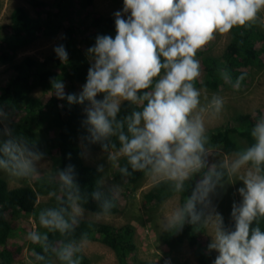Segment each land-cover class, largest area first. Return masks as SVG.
<instances>
[{"label": "trees", "instance_id": "1", "mask_svg": "<svg viewBox=\"0 0 264 264\" xmlns=\"http://www.w3.org/2000/svg\"><path fill=\"white\" fill-rule=\"evenodd\" d=\"M30 2L37 9V17L30 16L23 7H16L10 14L9 27H0V61L11 62L18 50L39 37L55 36L60 32L62 37L43 60L26 56L9 66L11 74L0 84V148L11 141L25 155L53 157L60 179L57 181L53 176H38L32 186L9 189L6 181L0 178V264H14V254L8 246L14 228L7 218V212L31 215L36 222V234L42 239L33 245L31 264H70L69 260L60 258L64 247L69 245L74 252L70 258L71 264H90L75 246L86 238L95 239L110 248L118 264H148L131 257L135 248V230L130 225L114 227L90 220H75L71 215L73 203L94 214H116L120 211L117 198L102 185V173L84 163L81 146L91 152L118 151L122 149L119 140L121 129L114 123V134L94 139L89 131L91 126L87 123V112L84 111L87 101L82 104L70 103L67 99L70 94L80 95L75 92L74 83L86 84L88 69L92 65L89 60L92 55L88 49L95 45L96 38L102 35L115 37V17L94 15L91 12L93 0H54L50 10L45 9L43 2ZM76 10L84 12L85 18H76ZM261 40H264V35L257 29L255 20L234 26L231 40L220 57L201 56L200 76L192 82L193 86L210 90L233 88L240 77L243 78L239 84H243L245 70L261 64L260 55L264 53V46L259 49L255 45L256 41ZM61 45L67 52V59L63 61L55 52V48ZM163 74L162 69L161 76ZM159 78H154L153 85L142 91H153ZM54 81L63 84V96L57 95ZM65 86L69 88L65 90ZM36 90L41 91V97L33 95ZM134 111H142V105L123 101L116 116V121L123 123L122 131L129 138L131 133L128 132L125 118ZM3 118L8 119L7 129L2 126ZM258 119L260 116L239 114L222 130L206 134L201 158L211 149H220L225 155H230L237 148L235 136L242 138L248 148L252 147L256 143L252 131L258 125ZM0 159L7 161L9 157L0 151ZM8 167H12L11 163ZM257 167L264 176V164ZM151 169V165L134 169L124 155L118 161L114 177L126 180L128 184H137ZM204 171H193L182 182L161 180L145 194L144 201L149 205L160 204L173 195H179L184 219L165 232L163 242L172 248L185 241L194 250L198 264H214V257L207 253L203 242H200L205 234V225L199 196L205 193L208 186L198 183L197 179L203 176ZM62 173L72 177L71 184L65 183ZM208 174L216 184L229 178L223 166L216 167ZM177 183L180 184L179 188ZM39 196H49V199L40 204ZM193 197L194 210L199 217L195 221L186 209ZM49 209L62 210L64 219L71 227L62 233L42 226L40 214ZM256 227L264 232V216L256 217L250 225V234L251 229ZM234 230L233 219L229 231Z\"/></svg>", "mask_w": 264, "mask_h": 264}, {"label": "clouds", "instance_id": "2", "mask_svg": "<svg viewBox=\"0 0 264 264\" xmlns=\"http://www.w3.org/2000/svg\"><path fill=\"white\" fill-rule=\"evenodd\" d=\"M261 7L264 0H123L122 11L114 13L115 37L96 38L95 45L88 49L94 63L88 69L86 84L79 96L70 94L67 99L70 103L89 102L87 123L94 139L114 134V123L121 129V151L134 169L151 165L154 172L182 182L203 164L205 129L201 117L193 115L200 103L192 83L200 76L197 52L215 32L228 33L234 26L254 20ZM55 52L62 61L67 59L63 45ZM156 77L160 78L154 90L142 91L149 89ZM53 87L63 96L60 81H54ZM98 94H104L103 98L97 99ZM122 101L142 105V111L125 118L131 138L122 131L123 123L116 121ZM213 104L219 111L223 101L214 98ZM252 136L256 143L239 155L233 171L249 161L257 166L264 164V121L253 129ZM0 151L9 157L7 161L0 159V166L11 163L18 175L33 170L31 160L15 143L6 142ZM61 175L65 183H72L69 174ZM208 190L206 187L205 192ZM239 192L243 200L232 209L235 230L226 231L222 217H218L214 239L208 245L218 252L214 264H264V232L256 227L250 234L256 217L264 216V176L249 171ZM194 199L186 205L193 221L199 219ZM39 219L42 226L62 233L71 227L62 210H46ZM183 219V212L178 211L172 222ZM30 238L34 242L42 239L36 233ZM71 256L70 245L60 253V258L70 264Z\"/></svg>", "mask_w": 264, "mask_h": 264}, {"label": "rangeland", "instance_id": "3", "mask_svg": "<svg viewBox=\"0 0 264 264\" xmlns=\"http://www.w3.org/2000/svg\"><path fill=\"white\" fill-rule=\"evenodd\" d=\"M43 2L45 9L50 10L54 0H37ZM16 7H23L32 17L39 14L30 0H0V27H9L11 24L10 14ZM123 2L120 0H93L91 12L97 16H113L117 11H122ZM81 13V14H80ZM76 10L75 17L84 19V12ZM80 14V15H79ZM125 16L127 14H124ZM257 29L264 35V7L257 12L254 19ZM62 37V33L55 36L39 37L27 46L22 47L16 52L13 60L9 63L0 61V84L11 74L10 65L21 61L26 56H31L38 60H43L50 54ZM232 37V29L228 33L215 32L213 39L203 48L198 50L195 59L200 63L201 56L220 57L225 51ZM255 45L260 49L264 46V40L256 41ZM261 64L245 70V81L233 88H219L210 90L203 87H194L199 92V101L193 115H199L204 125L205 135L222 130L226 123L239 114H251L253 117L260 116L258 124L264 121V53L260 55ZM94 63L93 56L89 58ZM85 84L74 83L75 92L80 94ZM69 87L65 86V90ZM35 97H41L40 90L34 91ZM104 94H98L97 99H102ZM214 98L223 101L219 111L213 104ZM123 102V101H122ZM121 102V103H122ZM90 107L89 102L84 111ZM7 118L2 119V126L7 129ZM237 148L230 155H225L220 149H211L201 159L202 167L205 169L202 177L197 179L198 183L208 182V191L199 196V202L204 210L205 234L200 242L207 249V253L214 259L218 252L209 249L208 245L213 241L218 217L223 219V228L229 231V225L234 219L232 209L234 205H239L243 197L239 189L244 187V178L249 171L257 173V165L251 161L242 165L236 171L232 166L239 155L248 149L247 143L240 137L235 136ZM82 158L86 165L97 168L102 173V185L110 189L117 198L120 211L116 214H94L81 209L76 203L71 207V215L75 220H90L106 223L114 227L130 225L135 230L134 250L131 257L148 264H198L194 250L183 242L180 245L169 248L162 240L165 232L174 224L173 216L181 211L180 196L173 195L160 204H145L144 196L151 187L164 179H171L165 174L156 173L151 169L137 184H128L126 180L116 179L114 172L117 169L118 161L124 156L123 152L118 151H87L81 146ZM32 162L33 170L27 175H18L12 167L0 166V178L4 179L8 188L22 186H32L38 176H53L59 180L57 164L53 157H39L25 155ZM223 166L228 172V180L223 183H213L208 172L216 167ZM204 168V169H203ZM49 196H39L40 204L47 202ZM79 209V212L76 211ZM13 229L11 238L8 242L9 248L14 254V264H31L32 250L34 242L30 236L36 232V222L31 215H13L7 212ZM84 255L90 264H118L114 253L110 248L96 241L95 239H82L75 245ZM65 248V247H64ZM73 248V247H71ZM72 254H74L72 250ZM54 264H56L54 262Z\"/></svg>", "mask_w": 264, "mask_h": 264}]
</instances>
